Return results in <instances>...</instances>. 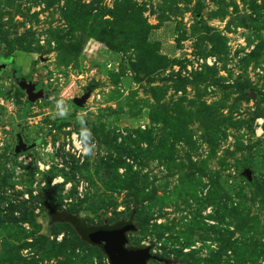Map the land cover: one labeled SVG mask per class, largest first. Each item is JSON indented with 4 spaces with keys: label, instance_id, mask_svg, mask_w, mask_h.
Segmentation results:
<instances>
[{
    "label": "rangeland",
    "instance_id": "obj_1",
    "mask_svg": "<svg viewBox=\"0 0 264 264\" xmlns=\"http://www.w3.org/2000/svg\"><path fill=\"white\" fill-rule=\"evenodd\" d=\"M72 219L134 225L145 264H264V0H0V264H110Z\"/></svg>",
    "mask_w": 264,
    "mask_h": 264
},
{
    "label": "water",
    "instance_id": "obj_2",
    "mask_svg": "<svg viewBox=\"0 0 264 264\" xmlns=\"http://www.w3.org/2000/svg\"><path fill=\"white\" fill-rule=\"evenodd\" d=\"M18 83L25 90L29 102L45 97L42 92H35V86L31 82L20 81ZM88 96V94H85L80 98H74L73 103L77 107H81ZM35 145L36 143L27 144L19 131L15 133V145L13 149L15 154L24 153L34 148ZM134 230L135 227L132 224L96 228L90 239L96 245H103L110 264H145L150 258H155L152 256L149 248H125L127 242L126 234Z\"/></svg>",
    "mask_w": 264,
    "mask_h": 264
},
{
    "label": "clouds",
    "instance_id": "obj_3",
    "mask_svg": "<svg viewBox=\"0 0 264 264\" xmlns=\"http://www.w3.org/2000/svg\"><path fill=\"white\" fill-rule=\"evenodd\" d=\"M56 111L54 112L52 118H64L67 116V109L65 106V102L63 100H57L56 101ZM80 131H79V144L82 146V152L84 155H90L93 151L94 144L92 143L93 136L90 128L85 126V121L83 117H80ZM76 134H74L75 138Z\"/></svg>",
    "mask_w": 264,
    "mask_h": 264
},
{
    "label": "trees",
    "instance_id": "obj_4",
    "mask_svg": "<svg viewBox=\"0 0 264 264\" xmlns=\"http://www.w3.org/2000/svg\"><path fill=\"white\" fill-rule=\"evenodd\" d=\"M70 221L72 222V224L74 225V227L77 228V230H78L79 234L81 235V237H83L85 239H89V236L92 235L93 231L95 230V229H92V230L90 229V230H88V235L87 234H84L81 231V229H80V227H83V225H82V223H81V221L79 219H72Z\"/></svg>",
    "mask_w": 264,
    "mask_h": 264
},
{
    "label": "built area",
    "instance_id": "obj_5",
    "mask_svg": "<svg viewBox=\"0 0 264 264\" xmlns=\"http://www.w3.org/2000/svg\"><path fill=\"white\" fill-rule=\"evenodd\" d=\"M77 144H78L79 146H81V145L79 144V141H78V143H77ZM77 144H76V145H77Z\"/></svg>",
    "mask_w": 264,
    "mask_h": 264
},
{
    "label": "flooded vegetation",
    "instance_id": "obj_6",
    "mask_svg": "<svg viewBox=\"0 0 264 264\" xmlns=\"http://www.w3.org/2000/svg\"><path fill=\"white\" fill-rule=\"evenodd\" d=\"M18 130V129H17Z\"/></svg>",
    "mask_w": 264,
    "mask_h": 264
}]
</instances>
